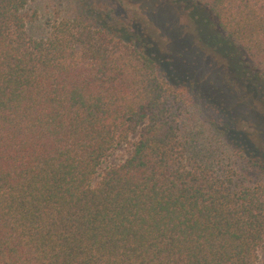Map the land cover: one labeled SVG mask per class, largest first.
<instances>
[{"label": "trees", "instance_id": "obj_1", "mask_svg": "<svg viewBox=\"0 0 264 264\" xmlns=\"http://www.w3.org/2000/svg\"><path fill=\"white\" fill-rule=\"evenodd\" d=\"M171 1L264 107V0ZM131 2L0 0V264H258L264 125L178 75Z\"/></svg>", "mask_w": 264, "mask_h": 264}, {"label": "rangeland", "instance_id": "obj_2", "mask_svg": "<svg viewBox=\"0 0 264 264\" xmlns=\"http://www.w3.org/2000/svg\"><path fill=\"white\" fill-rule=\"evenodd\" d=\"M107 2V0H99ZM131 7L151 26L160 41L158 50L167 52L178 75H188L194 83L224 100L233 117L246 131H258L264 125V107L251 97H240V93L225 74L219 61L205 52L197 41L194 28L187 14L171 0H131ZM261 115V116H260ZM255 135V134H254ZM258 138L255 135V139ZM132 139H135L133 137ZM129 154L126 146H117L106 160L99 175L108 167L122 162ZM264 262V251L259 253L258 264Z\"/></svg>", "mask_w": 264, "mask_h": 264}]
</instances>
